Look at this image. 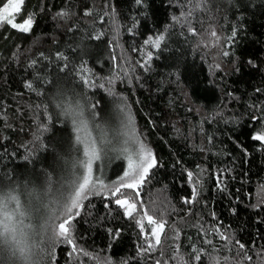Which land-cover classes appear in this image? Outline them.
<instances>
[{
	"label": "trees",
	"instance_id": "1",
	"mask_svg": "<svg viewBox=\"0 0 264 264\" xmlns=\"http://www.w3.org/2000/svg\"><path fill=\"white\" fill-rule=\"evenodd\" d=\"M29 18L0 23V191L66 195L69 102L93 123L125 104L155 159L139 196L83 200L75 250L51 246L55 207L36 212V264H264V0H23L15 23ZM0 264L21 262L0 245Z\"/></svg>",
	"mask_w": 264,
	"mask_h": 264
},
{
	"label": "snow or ice",
	"instance_id": "2",
	"mask_svg": "<svg viewBox=\"0 0 264 264\" xmlns=\"http://www.w3.org/2000/svg\"><path fill=\"white\" fill-rule=\"evenodd\" d=\"M22 3L23 0H9L8 5L3 9V13H0V20H7L12 28H17V25L10 19L9 9H12L13 12H19ZM31 25V19H26L20 24L19 30L27 32L30 30ZM62 111L65 116L73 117V122L77 125L78 131L81 128L86 129V121L83 119L78 120L76 118L78 115L82 116L78 104L73 105L69 102L62 108ZM261 131L264 132V130ZM253 139L264 142V134L256 135ZM77 140L79 142V136L77 137ZM93 154L95 158H99V153L96 152L95 149H93ZM126 158L128 159V170L123 172V175L120 178L121 182L114 190L113 195L121 193V189L125 188L131 189L136 192L137 196H139L138 188L143 184L149 169L155 165V160L151 158V153L142 147L137 160H133L130 155ZM79 166L86 168L88 174L86 175L83 172L80 173L77 180L74 182L71 195L67 197L66 200L60 202V208L57 212L52 213L50 217V219L54 221L63 216L60 223L52 228L53 236L55 237V239L51 240V246L53 248L60 239L67 240V243L69 244L73 243L69 235L72 220L79 215V209L82 207L80 201L86 196L89 186L93 184L91 178V161L85 160L81 162ZM116 203L121 206H126V213L129 216L132 215L133 210L137 207L136 203H129L127 199L117 198ZM28 214L29 210L20 204L19 197L15 194L14 189L6 193L0 191V245L9 247L12 250L13 256L17 257L21 264H36V261L33 260V257L36 255L33 251L36 245L33 242L31 226L25 225V219ZM145 215L147 216V214ZM147 221L149 225H154V227L151 228V232L155 237L156 244L159 245L160 233L163 232L165 224L164 222L155 221L152 216H147ZM239 247L241 249L245 248L243 244H240ZM49 255H51V252H49ZM199 258V256L196 257V259Z\"/></svg>",
	"mask_w": 264,
	"mask_h": 264
},
{
	"label": "rangeland",
	"instance_id": "3",
	"mask_svg": "<svg viewBox=\"0 0 264 264\" xmlns=\"http://www.w3.org/2000/svg\"><path fill=\"white\" fill-rule=\"evenodd\" d=\"M8 3L9 1L0 7V13H3V9L8 5ZM17 13L18 12H13L12 9H9L10 19L13 23H15V15ZM4 21L8 23L7 20H0V23ZM15 24L17 25V28L15 29L19 30L20 24ZM101 118V122L93 123L94 120L91 121L88 118L85 119L84 116H80L77 119H83L86 121L87 127L86 129L81 128L79 131L77 129V125L73 122V128L76 134L75 139L77 143L80 144L82 153L80 160L81 162L90 160L92 165L91 178L93 180V184L89 186L86 196L80 201V204H82L85 198L92 195H113L114 190L121 182L120 178L123 175V172L128 170V159L126 157L130 155L133 160H137L141 147L150 152L151 158L154 159L153 152L139 137L134 126L133 116L125 104H120L117 107H111L103 114V116H101ZM78 136L80 137L79 142L77 140ZM93 149L99 153L98 159L95 158ZM121 159L124 163L122 172L119 169V161ZM74 171L72 173V183L69 185L70 189L66 191V195L63 198H60V195L58 194L52 195L42 192V194L40 193L38 195L36 194L37 192L33 193L32 191H29L27 194L24 193V197L20 199L21 194L19 192L15 193L19 197L20 204L29 210V214L25 219V225L31 226L33 237H36L35 232H37L39 225L43 223L42 219L37 216L36 212L39 213L42 211L44 216H41L46 221V209L51 205L52 207H55L57 212L60 208V202L66 200L67 197L71 195L74 182L77 180L80 173L83 172L86 175L88 174L87 169L81 166H79V171ZM122 207L126 213V206ZM134 211L135 210H133V212ZM126 215L128 214L126 213ZM61 219H63V217ZM58 224L59 223L56 225ZM140 226L143 234L155 242V237L151 232V228L154 227V225L148 224L146 215L141 218ZM60 241L67 242L65 239H60L59 242ZM70 245L74 248L72 244Z\"/></svg>",
	"mask_w": 264,
	"mask_h": 264
}]
</instances>
